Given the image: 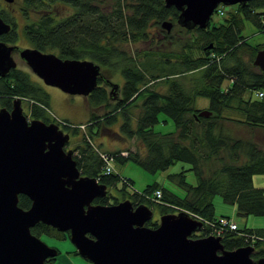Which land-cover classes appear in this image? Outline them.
<instances>
[{
	"label": "trees",
	"instance_id": "obj_1",
	"mask_svg": "<svg viewBox=\"0 0 264 264\" xmlns=\"http://www.w3.org/2000/svg\"><path fill=\"white\" fill-rule=\"evenodd\" d=\"M19 1L18 11L24 22L20 25L13 15L1 10L0 15L12 24V30L0 36V40L15 44L25 41L43 52H57L62 58L89 59L101 66L98 86L87 99L92 109L103 107L106 111L98 114L91 110L87 123L62 119L66 130L76 135L82 125L88 127L89 133L84 132L83 141L74 149V158L84 176L96 177L112 187L122 181L124 189L120 191L125 195V188L133 187V182L125 177L123 181L114 173L104 174L102 153L112 155L114 160H132L151 173L166 171L175 162H182L189 167L167 175L173 188L157 182L148 185L142 193L134 191L128 195L133 204H146L161 214L185 210L212 222L228 217L216 216L213 199L218 195L224 202L234 204L239 215L264 216V187L254 184L255 175H264V149L225 125L226 121L238 122L264 134V96L256 95L258 91L264 93V72L253 65L264 43L251 44L242 35L245 19L264 31V0L237 4L235 11L231 7L224 13V21L210 22L205 29L179 26V11L174 6L167 7L164 0ZM164 21L173 23L170 31L163 28ZM152 27L162 32L161 43L165 46L158 51L145 50L139 59V52L126 45L149 40ZM175 30L185 38L175 39ZM107 72L110 77L120 72L124 79L115 103L111 91L102 85L104 80L111 84L105 76ZM15 97L29 101L33 118L58 122L48 112L51 96L45 86L20 68L0 77V104L9 108ZM198 97L209 100L210 116L198 115L202 110L196 107ZM134 107L140 108L136 120L131 114ZM225 109L242 111L245 117H226ZM119 112L123 116L120 131L128 139L136 137L145 149L103 151L93 142L101 127L118 122ZM161 113L175 123L174 132L155 131ZM188 171L194 172L196 184L187 180ZM157 189L162 190L160 201L152 199ZM112 197L114 203L119 202L117 196ZM108 199L109 196L97 198L95 203L111 204ZM30 205L27 196H19V206L26 209ZM147 225L157 226L156 220ZM210 231L211 226L205 223L202 236ZM31 232L40 238L69 236L42 222ZM251 241L257 249L255 255H264V227L223 234L228 250Z\"/></svg>",
	"mask_w": 264,
	"mask_h": 264
},
{
	"label": "water",
	"instance_id": "obj_2",
	"mask_svg": "<svg viewBox=\"0 0 264 264\" xmlns=\"http://www.w3.org/2000/svg\"><path fill=\"white\" fill-rule=\"evenodd\" d=\"M164 1L179 11V26L205 29L220 4L244 6L250 0ZM162 26L170 31L173 23ZM11 30L0 15V36ZM16 51L45 85L85 97L98 86L101 66L92 60L64 59L2 40L0 77L17 68ZM253 65L264 72V49ZM198 115L208 117L211 111ZM69 140L58 124L29 119L21 97L13 99L11 110L0 109V264H55L46 260L56 258L58 249L31 232L40 222L68 232L79 255L91 264H254L253 245L227 250L222 236L194 238L204 223L188 211L161 214L157 226L150 227L154 210L146 204L135 206L130 199L95 203L108 196V185L81 173L73 150H66ZM20 195L31 200L29 208L19 206ZM257 264H264V257Z\"/></svg>",
	"mask_w": 264,
	"mask_h": 264
},
{
	"label": "rangeland",
	"instance_id": "obj_3",
	"mask_svg": "<svg viewBox=\"0 0 264 264\" xmlns=\"http://www.w3.org/2000/svg\"><path fill=\"white\" fill-rule=\"evenodd\" d=\"M18 2L20 1L16 0L14 4H10L5 0H0V11L1 10L7 11L16 18V20L19 22L20 25H22L24 19L20 17L18 11L19 8ZM60 8L61 7L58 6V9ZM218 8H222L223 15L219 13V11L217 10ZM229 8H231L232 11H235L236 5L227 6L220 4L211 17V23L212 22L218 23L220 21H224L225 14L227 13V10ZM150 33L151 36L149 40H141L140 42L126 45L127 48L131 47L133 50L139 52V56H138L139 59H142V55L144 54L145 50L158 51L160 50V48H163V46H165L163 43H161V40L164 37L160 30H157L154 27H152L150 28ZM242 35L246 37L248 42L251 44L264 43V31H261V29L258 28L250 20H246V19L244 20V29ZM186 37H189V34H187ZM179 38L184 39L185 37L182 35V32L175 30V39H179ZM9 44H15V43H9ZM16 45H19L20 49L30 47L29 44L25 41H21ZM54 53L57 54V52ZM13 55L17 62V68L29 72L34 80L38 81L40 84L45 86L46 91L51 96L50 107L48 109V112L57 120L65 119L75 124L87 123L88 120H90L91 118V110H95L96 113L98 114H103L106 111V109L103 107L92 109L88 103V99H87L88 97L81 95L67 94L57 87L45 85L43 81L31 71V69L26 64V62L20 57L18 51L14 52ZM105 76L107 77L108 80L111 81L110 85L105 83L106 80H104L102 84L104 87H106L108 92H110L112 89H116V90L119 89V91L121 90L124 79L120 72H116V74L113 77L112 76L110 77L109 73L107 72ZM119 98L120 96H118V99ZM114 101L116 100H113V102ZM208 105H209V100L207 98L205 97L197 98L196 107H198L199 109L202 110L208 109ZM23 107L25 114L29 116V119H32L33 117L29 112V101L27 99L23 100ZM139 111L140 108L138 107H134L131 109V114L134 117V120H136ZM120 114L121 113L119 112L118 113L119 119L117 123L111 124L110 127L100 128L98 134L94 135V137L92 138L93 142L98 146L100 150L103 151L110 150L114 152V151L125 150L126 152H128L127 150H136L138 147L140 151L145 149L144 146L140 143V141L136 139V137L128 139L127 136L120 131L119 125L123 121L122 120L123 116ZM223 115L226 117H232L237 119H244L245 117L244 112L234 109H225L223 111ZM159 119L160 121L154 127L156 132L169 133V132H174L176 130L175 123L171 119L167 118L165 114L161 113ZM164 119H167L168 121L164 122L163 121ZM52 122L56 124H58V122L60 123V121L58 122L52 121ZM225 125L226 127H230L231 129H233L238 136L250 138L255 142H257L261 146V148L264 149V134L259 130H251L247 128V126L241 123L232 122V121H226ZM96 129L97 126L95 127V130ZM85 131L89 133L88 127H80L79 135L68 132L70 134V140L68 142V145H66V147L68 146L71 150H74L75 146L83 141ZM112 165L114 169L113 173L119 175L120 177H125L130 179L133 182V187H126L124 193L125 195H123V192H121L120 190L124 189V185L122 181H119L117 187H114L111 190L112 194L111 195L108 194L109 196L108 200L111 204L115 202L112 195L117 196V201L130 199L133 202L132 198L128 196L129 194L134 193V191L142 193L143 190L146 189L148 185H152L156 182L167 188H173L174 185L169 182L167 175L169 173L178 172L182 170L183 167L185 168L189 167V164L182 162H175L166 171H158L156 173H151L146 171L142 166H140L139 164L135 163L132 160L122 161L120 159H115L113 160ZM187 180L190 183L196 184L197 179L194 172L192 171L187 172ZM254 184L255 186L264 187V175H255ZM177 191L179 193L182 192L180 190ZM213 201L216 209V216L230 217L233 220V222L237 224L238 229L243 230L245 228L264 227V216L239 215L237 213V208L234 204L224 202L222 197L218 195L214 197ZM153 210H154L153 220H156V223L158 224L160 222L159 218L161 213H159L157 208ZM41 238L49 246L55 248L58 247L62 251L56 257V264H91L86 259L81 257L78 253H76V247L71 242L69 236H66L65 238H58L54 236L53 237L42 236Z\"/></svg>",
	"mask_w": 264,
	"mask_h": 264
},
{
	"label": "built area",
	"instance_id": "obj_4",
	"mask_svg": "<svg viewBox=\"0 0 264 264\" xmlns=\"http://www.w3.org/2000/svg\"><path fill=\"white\" fill-rule=\"evenodd\" d=\"M217 10L219 11L220 14L223 13L222 8H218ZM256 95H257V97L262 98L264 96V93L262 91H258L256 93ZM58 121H60L61 123H65L62 120H58ZM81 127H85V126L82 125ZM102 158L104 160L103 173L104 174L113 173L114 169H113L112 162L114 160V157L112 155L107 154V153H102ZM124 180L125 179L123 178V181ZM161 198H162V190L161 189H157L154 192V194L152 196V199L154 201H160ZM195 218L199 219L204 224L205 223H209V225L211 226V231H210L209 235L223 236L225 231H237L238 230L237 224L235 222H233V220L231 218H229V217H220L218 219V221H212V222L211 221L206 222L203 218L198 217V216H195ZM239 233H241V232H239ZM252 239H254V237H252Z\"/></svg>",
	"mask_w": 264,
	"mask_h": 264
},
{
	"label": "flooded vegetation",
	"instance_id": "obj_5",
	"mask_svg": "<svg viewBox=\"0 0 264 264\" xmlns=\"http://www.w3.org/2000/svg\"><path fill=\"white\" fill-rule=\"evenodd\" d=\"M6 1V0H5ZM7 2V1H6ZM14 2H16V0H14ZM14 2H12V3H10V4H14ZM9 3V2H8ZM5 11V10H4ZM12 25V24H11ZM168 31V30H167ZM14 45H16V44H14ZM17 46H19V45H17ZM20 47V46H19ZM59 56V55H58ZM64 59H66V58H64ZM82 60V59H81ZM83 60H89V59H83ZM120 92L121 91H119V89L118 90H116V89H112L111 90V95H113L112 97H114V100H116L117 101V99H118V96L120 95ZM1 105V104H0ZM2 107H6V106H2L1 105V107H0V109L2 108ZM12 107H13V100H12V105H11V107H6L8 110H11L12 109ZM59 124V128L60 129H63L64 130V132L65 133H68V131L66 130V127H64L65 126V123H58ZM67 145H68V143H67ZM70 148L67 146L66 147V150H69ZM73 154H74V156H75V152H74V150H73ZM73 156V157H74ZM114 187H112V186H110V185H108V194H112V192H111V190L113 189ZM64 233V232H63ZM68 233V232H67ZM202 233H203V231H201L200 233H197V234H195V235H200L201 237H203L202 236ZM68 235H69V233H68ZM42 239V238H41ZM248 245H253L254 247H255V244L254 243H252V241L250 242V243H248ZM57 249H58V251L60 250L58 247H56ZM256 248V247H255ZM226 249V248H225ZM228 250V249H227ZM77 251V250H76ZM256 252H257V249H256V251H254L252 254H251V257H252V259H253V261H254V264H257V260L258 259H260L261 257H264V255H262V256H256L255 254H256ZM46 262H54L55 264H56V258H48L47 260H46Z\"/></svg>",
	"mask_w": 264,
	"mask_h": 264
}]
</instances>
